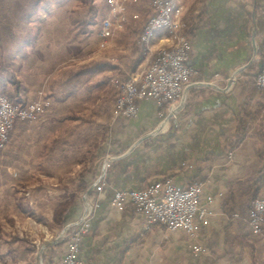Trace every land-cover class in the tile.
Here are the masks:
<instances>
[{"label": "crops", "instance_id": "obj_1", "mask_svg": "<svg viewBox=\"0 0 264 264\" xmlns=\"http://www.w3.org/2000/svg\"><path fill=\"white\" fill-rule=\"evenodd\" d=\"M60 1L0 0V93L11 89L14 95L26 93L23 75L31 45H42L41 63L50 68L42 82L50 90L51 106L39 116L38 163L46 168L63 165L60 153L69 155L63 145L67 141L74 154L84 156L73 162L80 169L73 179L80 185L71 192L78 197L65 224H73V229L87 224L79 244L81 264H264V225L257 234L249 221L253 201L264 197V92L256 85L264 61V0H180L185 7L192 1L198 6L185 16L192 29L189 63L198 74L186 89L184 104L170 114L153 100H141L138 113L124 117L113 102L109 108L113 122L95 150L88 142L72 140L81 117L73 103L84 95L90 76L106 75L104 91L118 96L120 76L142 71L153 53L172 45L174 38L161 31L150 50L141 45L139 36L152 3L138 0L129 4V22L116 36L105 39L100 30L102 62L79 74L73 68L75 59L58 49L59 35L53 28L36 33L34 41L24 31L16 36L18 22L25 30L35 15L60 17L55 6ZM105 12L109 14L108 2ZM43 38H48L45 44ZM53 49L60 54L49 65ZM112 54L117 63H111ZM103 110L99 106L94 113L101 116ZM65 124L71 131L64 129ZM108 157L112 161L107 186L98 194L95 184ZM166 177L183 186L202 182L201 202L208 213L205 219L197 218L196 235L161 224L148 228L134 204L123 210L111 204L116 190L142 189ZM96 201L99 206L85 218L88 202ZM66 234L55 264L67 253L71 231Z\"/></svg>", "mask_w": 264, "mask_h": 264}, {"label": "rangeland", "instance_id": "obj_2", "mask_svg": "<svg viewBox=\"0 0 264 264\" xmlns=\"http://www.w3.org/2000/svg\"><path fill=\"white\" fill-rule=\"evenodd\" d=\"M107 2L108 0H92V2L91 0H62L60 5H55L60 17L52 18V20L49 14H47L48 17L44 13L35 15L25 30L21 27L22 22H18L16 36L19 37L23 31L28 36L34 37L36 33L39 36L43 30L50 32L53 28L56 35H59L58 49H61L65 56H72L75 59L73 68L77 67L80 71L83 70L84 64L88 67L95 66L102 62L99 59L102 55L98 53L103 42L99 32L102 20L108 13L105 12ZM194 3L192 1L186 4V7L184 6L183 23L185 25L181 30V34L190 41L191 37L188 34L190 26L185 16L192 14L198 7ZM48 38H43L42 42L44 43V40L47 41ZM41 46L31 45L29 68L25 69L23 75L26 93L14 95L11 89V93L5 91L0 95H7L14 101L26 103L36 99L43 92L50 100L48 85L45 86L42 82L44 71L50 68L45 69L41 63V57L44 56L39 49ZM56 54L60 53H55V49L50 51L51 59L47 64H54ZM113 56L114 54L112 58ZM113 62L117 63L115 56L113 60L111 59V63ZM130 75L125 73L120 78L125 82ZM19 76V81L23 82L22 74ZM86 78L87 76H84L80 79L84 81ZM90 78L92 82L87 83V86L83 88L84 95L73 103L78 109V112H74L81 117L76 123L78 132L74 134L75 138L69 139L77 140L78 143L88 142L95 150L102 141L103 134L109 130L110 123L113 122V114L109 108L112 107L113 102H116L119 95L117 96V93L111 90L104 91L103 82L107 78L106 75L96 73ZM51 91H53L52 87ZM91 99H96V102L92 103ZM99 106L105 108L101 116L94 113ZM40 117L30 122H18L10 133L9 142L5 148L0 149V264H55L56 252H60V247L64 244L67 235L62 232L64 228H61L54 220L55 211L61 202L72 198L73 190L79 188L80 184L74 181L73 176L77 175L80 169L73 162L81 160L84 156L74 154L69 145L72 142L67 141L63 145H67L69 155L63 156L60 153L63 165H52L48 168L40 166L38 163L41 144L38 132ZM66 124L64 129L67 132L71 131V125L66 126ZM64 139L61 141L63 142ZM44 172H47V175ZM52 174L56 175L52 176ZM58 174L60 176L56 178Z\"/></svg>", "mask_w": 264, "mask_h": 264}, {"label": "built area", "instance_id": "obj_3", "mask_svg": "<svg viewBox=\"0 0 264 264\" xmlns=\"http://www.w3.org/2000/svg\"><path fill=\"white\" fill-rule=\"evenodd\" d=\"M138 0H108L109 14L102 20L101 35L105 39L113 38L123 30L128 22V6ZM152 13L148 17L139 36V41L150 50L152 39L161 31H168L174 38L172 45L161 47L146 68L131 74L123 82L116 100L117 114L133 117L139 111L141 100H153L170 114H175L184 104L186 89L193 84L192 78L198 70L189 63L192 43L181 30L184 5L180 0H151ZM256 85L264 92V61L256 77ZM51 101L43 92L28 102L12 100L0 95V149L5 148L10 133L18 122H30L46 113ZM112 159L105 160L95 190L100 194L107 186L108 169ZM202 182L196 181L188 186L177 184L173 178L156 180L142 189L116 190L111 204L123 210L128 204H134L143 213L147 227L161 224L170 230L184 229L191 235L199 230L197 218L205 219L208 210L201 202ZM99 202H88L85 218L91 216ZM249 221L255 233L263 231L264 197L256 198L249 212ZM67 225L63 233L71 231L67 253L60 264H81L78 258L80 238L86 230V222L80 229ZM199 250V247H196Z\"/></svg>", "mask_w": 264, "mask_h": 264}, {"label": "trees", "instance_id": "obj_4", "mask_svg": "<svg viewBox=\"0 0 264 264\" xmlns=\"http://www.w3.org/2000/svg\"><path fill=\"white\" fill-rule=\"evenodd\" d=\"M92 2V0H91ZM21 8V7H19ZM190 31H192V29L190 28L189 29V32L188 34L190 33ZM36 36L34 37H30L28 40L29 41H34ZM21 40L22 38H15V37H11L9 38V40ZM27 38H25L26 40ZM92 69H94V67H88V66H85L83 67V70H80L78 71L79 74H82V73H85L87 71H92ZM16 83H17V80L13 79ZM77 195L76 194H73L72 198L69 199V200H66L64 202H61L60 205L58 206V208L56 209L55 211V221L56 223H58V225L61 227V228H64L65 226V222H66V219H67V216L70 212V209L72 207V205L75 203L76 199H77Z\"/></svg>", "mask_w": 264, "mask_h": 264}]
</instances>
